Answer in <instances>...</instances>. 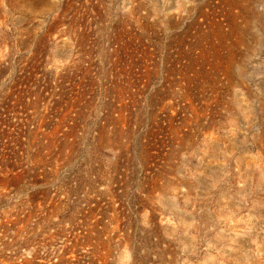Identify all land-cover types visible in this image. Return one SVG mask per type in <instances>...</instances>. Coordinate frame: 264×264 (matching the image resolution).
Masks as SVG:
<instances>
[{
    "label": "rangeland",
    "instance_id": "374dc122",
    "mask_svg": "<svg viewBox=\"0 0 264 264\" xmlns=\"http://www.w3.org/2000/svg\"><path fill=\"white\" fill-rule=\"evenodd\" d=\"M0 264H264V0H0Z\"/></svg>",
    "mask_w": 264,
    "mask_h": 264
}]
</instances>
